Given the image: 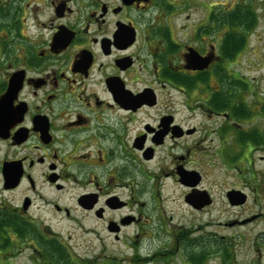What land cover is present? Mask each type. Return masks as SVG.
Here are the masks:
<instances>
[{
  "label": "flooded vegetation",
  "instance_id": "flooded-vegetation-1",
  "mask_svg": "<svg viewBox=\"0 0 264 264\" xmlns=\"http://www.w3.org/2000/svg\"><path fill=\"white\" fill-rule=\"evenodd\" d=\"M207 3L208 22L227 28L221 36L227 44L220 50L216 45L220 57L201 38L216 28L194 25L201 0H0L5 264L19 257L24 264L231 259L227 246L218 250L227 240L209 230L212 222L154 226L148 219L165 182L183 190L186 207L208 215L215 199L204 185L206 168L228 170V177L233 171L243 183L226 189L223 205L246 207L247 215L224 226L261 221L249 204L264 199V171H257L264 170V101L246 82L229 87L218 74L231 66H218L243 48L244 37L264 28V0ZM180 34L179 43L174 37ZM47 212L76 222L105 246L101 227L127 253L112 257L101 249L77 258L70 242L42 218ZM9 215L19 228L10 225ZM88 220L93 227L84 224ZM253 245L261 259V243Z\"/></svg>",
  "mask_w": 264,
  "mask_h": 264
},
{
  "label": "rangeland",
  "instance_id": "rangeland-1",
  "mask_svg": "<svg viewBox=\"0 0 264 264\" xmlns=\"http://www.w3.org/2000/svg\"><path fill=\"white\" fill-rule=\"evenodd\" d=\"M201 2L202 9L192 16L195 19L194 25L202 24L201 27L203 31L205 27H211L212 29L216 28V30L209 35L202 32L201 38H203L205 41V45L206 43L213 44L215 46V50L213 51L218 55V57H220V54L216 49V45L218 44L217 48L220 50L222 43L227 44V37H221L224 35L223 33L227 30V28H223V25L215 26L218 24V22H216L215 25H213L214 23L211 20L208 22V15L210 14L211 7L207 3V0H201ZM222 2L225 3L226 0H222ZM177 25L180 27L181 21L177 22ZM186 25H188V23H186ZM257 31L259 36L257 35L256 37L250 38L244 37L243 48L235 52V54H226V60H221L219 62L218 69L221 68V65L226 68L228 66L231 67H228L225 72L219 69L220 71H218L220 74H218V76L223 77V79L225 78L226 81L230 82L229 87L233 89H237L236 86L238 85H243V83L239 84L240 82H246L248 84L247 86H249L248 88L251 87L253 88L254 92H258V98L261 101H264V28H260ZM179 36L180 37H174V39L180 43V38H183L184 36L182 34ZM233 38L237 39L238 37ZM184 40L189 42L188 37H185ZM226 48L227 47H225V50ZM228 52L230 53V51ZM236 78H239V80H236ZM210 85L213 88L220 86L216 82L212 81L210 82ZM173 96L175 99L178 98L176 93H173ZM197 119L193 122H197ZM2 155L3 153H1V156ZM227 171L219 168L216 170L206 168L205 170L207 179L204 185L207 186V188L212 192L211 195L215 199V206L211 209L212 211H210L208 215L196 214L193 210H190L188 207H186L182 199L183 190L177 186H174L172 182H165V184L161 186L160 190L161 202L158 204V206L156 205V202H153L152 205L150 204V218L148 219H150L154 226L163 223L164 225L166 224L169 226L177 227L184 225L187 227L191 225H207L208 223L212 222L210 225L212 228L209 230L215 231L217 234L216 237L219 239L224 238L228 243H230L227 244L226 241L220 240V243L217 244L218 250L220 249L219 251H221V248L224 250L227 246L229 248V253L231 252L232 256L231 259L226 256H224L225 258L223 257V259H220V256L213 255V259L211 260L210 264H253L252 259H255L258 264L259 262L264 264V251L262 258L258 259L256 256V247L253 248V244L259 241V243H261L262 250H264V242L262 241L261 237L264 235V199L258 201L257 204L252 202L249 204L250 208H252L251 211L254 210L257 213L262 214V218L259 223H256L252 226L250 224L247 228H230V226H224L230 219L239 217L240 219H243V216L247 215L246 207L245 209L230 210L223 205L226 189L234 186V183L238 186L243 184L240 183L241 180H238L236 174H234L233 171L230 173L228 172L231 176H226ZM257 171L263 172L264 170L257 169ZM262 181V179L259 180L260 183H262ZM0 193H2L1 190ZM4 196L8 197L10 200L13 198L12 195L8 194H4ZM14 196L16 198L19 197L18 194H15ZM155 208H159V210H156ZM43 214L44 216L42 218L46 220V224L48 223L52 225L53 229L59 235L63 236L65 239H67V241L70 242L69 244L74 249L73 254L77 258L87 257L91 254L99 252L101 249H104L103 253H105V255L112 257H120L122 254L127 253L121 244L114 242V240L108 236L107 233L104 234L101 232V227H99L97 230H99L98 232L100 239L104 240L103 242L105 246H102L103 244L100 245V242L97 240V236L95 234L83 233L76 222H71L66 220L61 215H55L53 213L47 212ZM36 216L38 217V214H36ZM84 224L86 226L93 227L91 220L85 221ZM148 236H152V231L148 233ZM160 236H155L152 243L158 241ZM155 246L156 245H154L152 248L156 249ZM219 246L221 248H219ZM13 253H15V251ZM26 253L28 254L29 252ZM175 260V263H179L178 259ZM25 262L27 261L24 259V257H19L14 260L15 264H24ZM5 263L6 259H0V264Z\"/></svg>",
  "mask_w": 264,
  "mask_h": 264
},
{
  "label": "trees",
  "instance_id": "trees-1",
  "mask_svg": "<svg viewBox=\"0 0 264 264\" xmlns=\"http://www.w3.org/2000/svg\"><path fill=\"white\" fill-rule=\"evenodd\" d=\"M1 218L3 219V217L0 216V219ZM9 222H10V225L14 224L17 228H19V222L15 219V217L13 215H9ZM20 226L23 227L22 224H20ZM1 230H2V226H1V223H0V239H2V236H3V232H1ZM219 248H221V247L219 246ZM70 264H73V263L70 262Z\"/></svg>",
  "mask_w": 264,
  "mask_h": 264
},
{
  "label": "water",
  "instance_id": "water-1",
  "mask_svg": "<svg viewBox=\"0 0 264 264\" xmlns=\"http://www.w3.org/2000/svg\"><path fill=\"white\" fill-rule=\"evenodd\" d=\"M241 203H244V201H240V203H239V204H241Z\"/></svg>",
  "mask_w": 264,
  "mask_h": 264
}]
</instances>
